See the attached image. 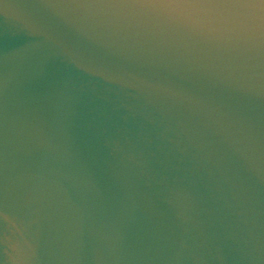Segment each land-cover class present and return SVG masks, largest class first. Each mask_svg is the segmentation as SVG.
<instances>
[{"label":"water","instance_id":"1","mask_svg":"<svg viewBox=\"0 0 264 264\" xmlns=\"http://www.w3.org/2000/svg\"><path fill=\"white\" fill-rule=\"evenodd\" d=\"M0 264H264V0H0Z\"/></svg>","mask_w":264,"mask_h":264}]
</instances>
